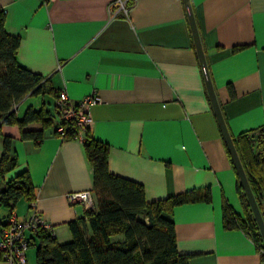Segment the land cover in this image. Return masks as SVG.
<instances>
[{
	"label": "crops",
	"instance_id": "1",
	"mask_svg": "<svg viewBox=\"0 0 264 264\" xmlns=\"http://www.w3.org/2000/svg\"><path fill=\"white\" fill-rule=\"evenodd\" d=\"M190 3L229 133L237 136L260 126L264 0ZM126 6L124 14L116 0H0L5 30L20 36L17 60L42 76L41 91L15 105L17 116L28 106L52 103L54 121L56 92L64 89L72 101L95 93L101 101L89 108L88 129L108 144L110 172L140 183L147 201L209 188V201L178 204L169 216L177 250L187 255L188 264H261L262 251L253 240L223 225V201L241 217L247 210L183 0H127ZM1 132L12 137L17 164L0 179V188L27 171L35 211L59 242L69 241L67 223L81 217L85 207L66 194L92 189V167L81 139H61L50 127L39 144L22 139L14 124H3ZM20 200L27 207L22 217L15 210L22 220L31 209ZM0 264L9 263L0 257ZM27 264H37L34 245L28 248Z\"/></svg>",
	"mask_w": 264,
	"mask_h": 264
},
{
	"label": "trees",
	"instance_id": "2",
	"mask_svg": "<svg viewBox=\"0 0 264 264\" xmlns=\"http://www.w3.org/2000/svg\"><path fill=\"white\" fill-rule=\"evenodd\" d=\"M4 21L5 11L0 7L1 180L17 164L12 137L1 132L3 124L17 125L21 138L32 139L35 144L41 142L44 130L49 127L61 139L76 138L78 133L72 122H62L65 131L62 135L57 133L53 129L55 120L45 104L39 109L28 106L22 117L17 116L15 105L25 95L41 91L42 76L19 63L20 36L8 33ZM232 140L264 219V122L232 136ZM81 142L92 167L94 207L85 208L81 217L68 221L69 241L59 242L51 227L30 234L29 244L35 246L37 264H188L187 255L177 250L174 223L169 216L178 204L209 201V188L147 201L140 183L109 171L107 143L93 138L89 129ZM236 188L247 215L241 217L223 201V225L239 228L251 238L262 251L261 264H264L263 240L238 175ZM20 198L26 199L28 204L35 199V189L27 171L15 174L0 188V208L7 210L5 214L0 213V225L5 223L9 209L15 208ZM118 235L122 238H117Z\"/></svg>",
	"mask_w": 264,
	"mask_h": 264
},
{
	"label": "built area",
	"instance_id": "3",
	"mask_svg": "<svg viewBox=\"0 0 264 264\" xmlns=\"http://www.w3.org/2000/svg\"><path fill=\"white\" fill-rule=\"evenodd\" d=\"M116 1L124 14L127 13L129 9L126 6L127 0ZM99 101H101V98L95 93L87 94L79 101H72L64 89L59 90L55 97L54 114L56 118L53 129L62 135L66 128L62 122H72L78 132L76 138L82 141L91 123L89 108L92 104ZM66 195L70 202H79L85 208L94 207L95 198L91 190L71 191ZM28 205L31 211L26 218L19 220L14 207H11L9 215L4 220L5 223L0 225V257L9 264H27V254L30 246L28 236L34 234L40 228L49 229L51 227L35 211L34 200H31Z\"/></svg>",
	"mask_w": 264,
	"mask_h": 264
},
{
	"label": "water",
	"instance_id": "4",
	"mask_svg": "<svg viewBox=\"0 0 264 264\" xmlns=\"http://www.w3.org/2000/svg\"><path fill=\"white\" fill-rule=\"evenodd\" d=\"M184 2V7H185V11H186V15L188 18V22L190 25V29H191V33H192V37H193V41H194V45H195V49H196V53L198 56V60H199V64H200V68L203 74V78H204V82H205V86H206V90L209 96V100L210 103L212 105L213 111L215 113L217 122L219 124V128L221 130L222 136L224 138V141L227 145L230 157L232 159L233 165L236 169L237 175L239 177L240 183L243 187L244 193L246 195L247 201L249 203L252 215L256 221L257 227L259 229L260 235L262 237L263 240V244H264V219L262 217V214L260 212V209L258 207L257 201L255 199V196L253 194V191L250 187V184L248 182L247 176L245 174L244 168L242 166V163L240 161V158L238 156V153L235 149L233 140H232V136L229 133V130L227 128V125L225 123V120L223 118L215 91H214V87L209 75V70H208V66L206 63V59H205V55H204V50L201 44V40H200V36L197 30V26H196V22H195V18H194V14H193V10H192V6L190 3V0H183Z\"/></svg>",
	"mask_w": 264,
	"mask_h": 264
},
{
	"label": "rangeland",
	"instance_id": "5",
	"mask_svg": "<svg viewBox=\"0 0 264 264\" xmlns=\"http://www.w3.org/2000/svg\"><path fill=\"white\" fill-rule=\"evenodd\" d=\"M46 107L48 108H53V104L52 103H47L46 104ZM15 210L16 212L19 213L18 217H22L24 214H25V211H27V207L25 208L24 210V207H23V200H20L18 201L16 204H15ZM24 210V212H23ZM0 211H1V208H0Z\"/></svg>",
	"mask_w": 264,
	"mask_h": 264
}]
</instances>
